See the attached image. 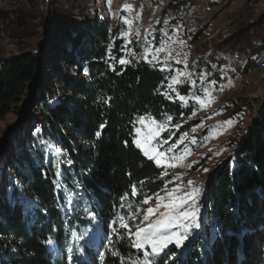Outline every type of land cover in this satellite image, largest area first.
<instances>
[{
  "label": "trees",
  "instance_id": "1",
  "mask_svg": "<svg viewBox=\"0 0 264 264\" xmlns=\"http://www.w3.org/2000/svg\"><path fill=\"white\" fill-rule=\"evenodd\" d=\"M74 1L54 0L52 13L64 15V5ZM193 2L172 0L162 13L178 16ZM39 17L37 10L18 12L9 22L18 56L0 51V121L26 108L37 116L25 114L30 129L15 161L0 153V264H69V256L72 264H264V107L209 179L202 227L187 249L173 245L145 257L123 229L112 230L116 217L125 216L134 231L147 207L143 199H154L168 181L164 169L134 142L137 121L167 124L165 139L177 141L200 122L176 95L189 94L191 87L169 88L173 69L146 62L140 47L127 45L125 24L100 17L67 23L54 43H46L50 56L30 52L42 38ZM227 44L254 65L264 57V22L243 24ZM200 54L197 70L219 79L213 70L221 65L218 57ZM45 140L56 148L50 162ZM129 214H135L134 221Z\"/></svg>",
  "mask_w": 264,
  "mask_h": 264
},
{
  "label": "rangeland",
  "instance_id": "2",
  "mask_svg": "<svg viewBox=\"0 0 264 264\" xmlns=\"http://www.w3.org/2000/svg\"><path fill=\"white\" fill-rule=\"evenodd\" d=\"M53 1L0 0V26L4 25L6 34L12 42L9 47H0V51L5 52L8 57L18 56L17 42L11 36L9 22L15 19L18 12L22 10L29 12L37 10L40 14L37 22L41 23L42 38L30 50L37 55L45 53L47 42L56 41L57 31L60 34L65 32L67 23L79 25L100 17L108 19L112 25L119 22L125 24L124 36L127 39V45L132 46L130 50L134 49V46L140 47L139 56L144 60L145 51L148 50L149 61L154 63L166 61L163 65L173 69L171 80L173 87L183 84L191 87L190 93L183 95L187 103H182L194 108L192 119L200 122L178 139H182L183 142L172 152H167V149L176 143L174 136L159 149V151L166 152L168 157V159L161 157L160 167L164 169V177L168 181L159 196L165 197L166 193H171L172 189L177 186H180L181 191H190L193 187L199 188L201 189L197 196L199 215L203 217L201 201L209 179L234 153L237 144L246 135L250 123L264 107V77L262 78L259 72L253 71L252 67L248 66V57L238 55L227 44L231 39L236 38L238 29L243 24L256 26L264 22V0H194L192 5L184 8L198 16L200 21L213 25L215 29L211 34L201 33L199 39L195 37L200 33L180 26L177 16L173 17L169 14L164 16L162 12L170 3L164 5L159 0H111L110 4L108 0H75L72 7H69L67 3L64 5L66 7L64 15L61 11L52 13ZM125 5H130L131 10H126ZM158 47H163L164 50L159 52L153 60L151 51ZM200 52L203 53L202 55L212 53L218 57L221 65L218 68L213 66V70L218 72L219 79L210 80L212 73L197 70ZM46 55L50 56L52 53H45L43 56L46 57ZM47 64L44 62L45 67ZM43 73L51 76L46 69ZM174 77L177 78L175 83H173ZM192 81H195V84ZM210 81L215 83H210ZM205 89L210 95H206ZM196 97L200 99L197 100ZM28 113L32 117H37L35 110L26 108L0 121V153H3L7 159L15 161L13 154L18 152V148L25 141L24 136L30 129L28 120L30 116L25 115ZM157 124L165 126L158 138L162 143L166 140L164 136L169 131V127L154 119H145L143 124L138 123L137 129L141 131L139 134L136 131V139L143 141L147 131L155 129ZM44 144L47 158L48 154H52L56 148L47 140ZM14 146L15 149L12 151ZM138 148L141 150L140 147ZM183 149H188L190 154L182 155ZM174 155L178 158L171 159ZM151 160L156 162L155 159ZM169 165L175 166L170 167ZM169 181L172 182L169 183ZM189 181L193 182L191 186L188 184ZM155 197L147 203L146 209L138 218L139 226H146L159 217V212L164 211L161 207L159 212L150 216L149 221L141 224L146 210L150 207L155 209L157 202ZM167 202L170 200L161 201V203ZM199 230L194 231L184 242V246L180 248L182 251L187 249ZM135 231L136 227L133 232ZM86 234L83 240H86ZM172 246L169 245L167 249ZM148 251L151 252V249Z\"/></svg>",
  "mask_w": 264,
  "mask_h": 264
},
{
  "label": "snow or ice",
  "instance_id": "3",
  "mask_svg": "<svg viewBox=\"0 0 264 264\" xmlns=\"http://www.w3.org/2000/svg\"><path fill=\"white\" fill-rule=\"evenodd\" d=\"M109 4L111 0H108ZM126 10H131L130 5L124 6ZM163 47L155 48L151 51V55L153 60L156 59V56L159 52L163 51ZM149 51L146 50L144 54V58L146 62L151 63L152 61L148 60ZM119 63L125 64L128 61L124 59H120ZM162 64H166V61L160 62ZM164 71L165 68L162 67L160 69ZM85 73L87 74V69H85ZM177 78H173V83L176 82ZM195 84V81H192ZM210 83H215L214 81H210ZM169 88H172V85H169ZM175 91V89H173ZM206 95H210L205 89ZM167 95V93H165ZM177 98L183 102L187 103L185 97L180 95L177 92ZM172 98V97H168ZM197 100L200 97H196ZM172 118L169 116L168 120L170 121ZM145 117H140L138 119V123H144ZM103 127V125H101ZM165 128L162 124H157L155 129H149L145 136L143 137V141L141 139H136L134 142L136 143L137 147H140L141 150L144 152V155L147 156L149 159H155L158 166L161 164V157L168 159L166 156V152L159 151L163 144H167L168 141L164 140L162 143L159 141L160 132L163 131ZM137 133H140V129L136 130ZM100 133L97 132V136ZM186 135V134H185ZM183 140H177L175 144H172L167 149V152H172L175 148L181 144ZM184 153H189L188 149L182 150V155ZM181 155V158H182ZM177 156H172L171 159H177ZM69 163H71L69 161ZM170 167H174L175 165H169ZM207 171V169H205ZM172 181H169L171 183ZM188 184L191 186L193 184L192 181H189ZM201 189L199 188H191L190 191H181L180 186L172 189L171 193H166L165 197H160L159 194L156 195V207L148 208L146 213L143 216V224L144 221H149L150 216L159 212L160 208L163 207L164 211L159 212V217L146 226L141 227L136 225V231H132V227L129 223L126 222L125 216H117L116 220L113 221V224H116L117 227H114L112 230L113 232H119L120 229L124 230V234L127 236L130 245L134 248L137 252L142 253L143 256L148 257L149 255L158 256L160 253L164 252L165 249L168 248L169 245H175L176 248H182L184 246V242L189 239L194 231L199 230L202 227V217L199 215V202L197 200V196L200 193ZM132 196L139 195L138 190L135 185L132 186L131 190ZM128 194L126 193L122 200L127 199ZM153 197L146 196L143 199V203L147 204ZM169 199L170 202L161 203V201ZM123 207V204L121 205ZM131 207V205H129ZM140 209L137 208L136 212L139 213ZM129 218L134 221L135 214H129ZM117 222H119L117 224ZM49 245L53 243L51 239L47 241ZM151 249V252L148 251ZM71 251V249H69ZM113 255H118V253L113 252ZM72 256L68 257L69 264H72ZM123 264V261L121 262ZM132 264H137L136 261H132ZM144 264H153L151 260H145Z\"/></svg>",
  "mask_w": 264,
  "mask_h": 264
},
{
  "label": "built area",
  "instance_id": "4",
  "mask_svg": "<svg viewBox=\"0 0 264 264\" xmlns=\"http://www.w3.org/2000/svg\"><path fill=\"white\" fill-rule=\"evenodd\" d=\"M164 5L169 4L172 0H159ZM178 24L182 27L188 28L195 33H207L211 34L215 31L213 25L206 22L200 21L198 16L193 15L188 9H181L177 16ZM12 42L9 36L6 34V28L4 25L0 26V47H9ZM252 70L259 72L260 76L263 78L264 73V57L258 60L254 65L251 66Z\"/></svg>",
  "mask_w": 264,
  "mask_h": 264
},
{
  "label": "water",
  "instance_id": "5",
  "mask_svg": "<svg viewBox=\"0 0 264 264\" xmlns=\"http://www.w3.org/2000/svg\"><path fill=\"white\" fill-rule=\"evenodd\" d=\"M43 146H45V144H43ZM47 160H48V162H50V160H51V154L50 153L48 154Z\"/></svg>",
  "mask_w": 264,
  "mask_h": 264
},
{
  "label": "crops",
  "instance_id": "6",
  "mask_svg": "<svg viewBox=\"0 0 264 264\" xmlns=\"http://www.w3.org/2000/svg\"><path fill=\"white\" fill-rule=\"evenodd\" d=\"M188 5H192V4H188Z\"/></svg>",
  "mask_w": 264,
  "mask_h": 264
}]
</instances>
